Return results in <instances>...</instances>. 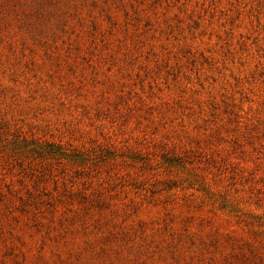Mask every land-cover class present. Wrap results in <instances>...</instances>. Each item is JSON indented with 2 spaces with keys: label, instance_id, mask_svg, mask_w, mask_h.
<instances>
[{
  "label": "rangeland",
  "instance_id": "rangeland-1",
  "mask_svg": "<svg viewBox=\"0 0 264 264\" xmlns=\"http://www.w3.org/2000/svg\"><path fill=\"white\" fill-rule=\"evenodd\" d=\"M0 264H264V0H0Z\"/></svg>",
  "mask_w": 264,
  "mask_h": 264
}]
</instances>
